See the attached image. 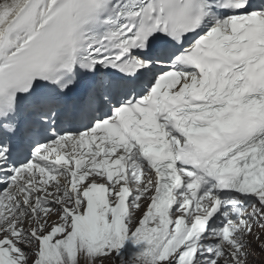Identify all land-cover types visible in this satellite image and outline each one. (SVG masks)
<instances>
[{"label":"snow or ice","instance_id":"obj_1","mask_svg":"<svg viewBox=\"0 0 264 264\" xmlns=\"http://www.w3.org/2000/svg\"><path fill=\"white\" fill-rule=\"evenodd\" d=\"M0 264H264V0H0Z\"/></svg>","mask_w":264,"mask_h":264}]
</instances>
